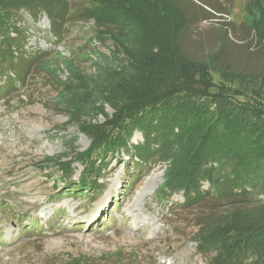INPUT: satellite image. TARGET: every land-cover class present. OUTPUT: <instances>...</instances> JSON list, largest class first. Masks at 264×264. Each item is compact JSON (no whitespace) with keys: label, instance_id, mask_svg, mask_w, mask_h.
<instances>
[{"label":"rangeland","instance_id":"obj_1","mask_svg":"<svg viewBox=\"0 0 264 264\" xmlns=\"http://www.w3.org/2000/svg\"><path fill=\"white\" fill-rule=\"evenodd\" d=\"M251 2L179 0L190 17L180 45L186 55L204 60L224 43L225 57L236 71L228 79L235 77L243 91H264V69L258 76L243 75L262 71L264 62L260 13ZM87 3L70 0L69 8ZM206 3L227 14L202 18ZM77 16L74 12L69 17L59 38L50 34L45 14L36 19L21 10L14 18L25 35L26 53H45V58L28 69L23 82L8 66L0 74V87L15 79L13 89L0 88V264H60L73 259L81 264H210L212 253L197 249L194 232H205L206 215L224 213L231 202L206 193L198 202L186 204L181 192L171 197L160 193L164 165L157 158L141 163L134 152L120 149L105 153L103 159L94 155L96 164L102 161L106 167L98 177L95 171L88 172L87 180L99 185L85 193L73 187L84 170L80 161H73L75 153L85 151L91 140L72 122L73 104L66 105L71 94L65 88L76 84L83 93L96 89V106L111 114L107 99L113 96L103 91L114 84L105 81V69L127 59L123 47L116 48L112 39L95 38L92 20L83 22ZM135 50L145 51L138 43ZM206 63L209 69L213 66ZM124 75L114 80L119 83ZM212 75L218 82L214 70ZM64 101L66 109L59 105ZM95 118L90 122L104 121L101 111ZM141 140L134 132L131 142ZM66 160L70 165L63 173L56 162ZM226 168L221 166L218 174L222 176ZM201 189L212 188L203 181ZM247 199L258 214L264 193L253 192ZM199 220H204L200 230Z\"/></svg>","mask_w":264,"mask_h":264},{"label":"trees","instance_id":"obj_2","mask_svg":"<svg viewBox=\"0 0 264 264\" xmlns=\"http://www.w3.org/2000/svg\"><path fill=\"white\" fill-rule=\"evenodd\" d=\"M69 1L0 0V74L8 66L23 82L28 69L45 58V53H26L25 35L14 22L21 10L36 19L45 14L54 38L75 12L78 20H92L95 38L108 37L116 48L123 47L127 59L105 69V81L114 84L103 91L113 96L107 99L111 114L96 106V89L83 93L76 84L65 88L71 94L66 105L73 104L72 122L91 140L85 151L75 153L73 161H80L84 170L73 187L85 193L99 185L87 180L88 172L95 171L98 177L106 167L102 161L96 164L94 155L103 159L105 153L120 149L134 152L141 163L155 157L164 165L160 193L171 197L181 192L186 204L198 202L206 193L231 202L224 213L206 215L205 223L199 220V230L204 223L205 232H194L197 249L212 253L210 264H264V206L256 214L247 199L253 192L264 193V91H243L235 77L228 79L236 71L225 57L224 43L204 60L182 51L181 35L190 17L179 0H88L80 8H69ZM251 3L260 13L259 33L264 36V0ZM204 5L208 10L202 18L227 14L224 8ZM136 43L143 53H136ZM206 61L213 65L210 69ZM261 68L257 74H242L258 76L264 62ZM123 73L117 83L114 77ZM11 80L15 79L3 84L4 90L14 88ZM65 103L59 105L66 109ZM100 111L104 121L90 122ZM134 132L140 133V142H131ZM56 163L63 173L70 165L68 160ZM223 165L228 168L220 176ZM203 181H208L210 192H202Z\"/></svg>","mask_w":264,"mask_h":264},{"label":"bare ground","instance_id":"obj_3","mask_svg":"<svg viewBox=\"0 0 264 264\" xmlns=\"http://www.w3.org/2000/svg\"><path fill=\"white\" fill-rule=\"evenodd\" d=\"M154 184V183H153Z\"/></svg>","mask_w":264,"mask_h":264},{"label":"built area","instance_id":"obj_4","mask_svg":"<svg viewBox=\"0 0 264 264\" xmlns=\"http://www.w3.org/2000/svg\"><path fill=\"white\" fill-rule=\"evenodd\" d=\"M225 15V14H224Z\"/></svg>","mask_w":264,"mask_h":264}]
</instances>
